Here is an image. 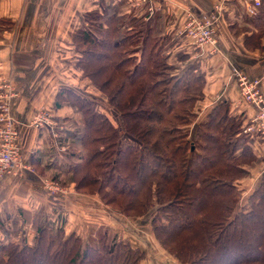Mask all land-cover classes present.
Segmentation results:
<instances>
[{
	"label": "trees",
	"instance_id": "16d2710c",
	"mask_svg": "<svg viewBox=\"0 0 264 264\" xmlns=\"http://www.w3.org/2000/svg\"><path fill=\"white\" fill-rule=\"evenodd\" d=\"M149 10L131 0L103 1L85 12L89 25L70 39L71 65L106 97L118 121L83 92L59 88L56 106L80 115L64 116L78 122L69 132L67 175L77 191L97 195L126 219L148 217L151 240L174 264H264V175L240 205L264 149L242 134L248 114L229 101L198 117L207 77L190 61L196 49L165 32L160 15L148 21ZM238 17L227 20L229 30L248 50L264 53V0L255 16L244 8ZM11 27L0 18V30ZM110 236L105 226L85 239L41 225L32 239L0 242V264L147 259L140 244Z\"/></svg>",
	"mask_w": 264,
	"mask_h": 264
},
{
	"label": "crops",
	"instance_id": "0c3cea01",
	"mask_svg": "<svg viewBox=\"0 0 264 264\" xmlns=\"http://www.w3.org/2000/svg\"><path fill=\"white\" fill-rule=\"evenodd\" d=\"M103 1L109 0H77L66 7V0H0V18L12 23L10 29L0 30V76L10 79L19 93L13 110L20 129L23 158L31 166L20 175L6 176L0 183V242L32 239L37 228L45 224L51 229L75 231L88 239L99 227H117L115 221L130 222L114 218L93 195L77 191L52 194L44 185V179L55 174L64 182L67 164L72 161L66 154L74 142L69 135L72 128L64 116L73 113V118H79V114L67 105L59 109L55 103L59 88L80 77L69 60L70 39L83 26V11L101 8ZM131 1L140 10L153 6L155 11H149L148 21L160 15L165 32L179 35L188 11L204 15L222 5L217 31L219 51L211 53L208 46L195 47L190 60L199 61L207 77L206 94L197 105L202 111L198 115L203 117L221 101H229L233 109L246 111L248 116L252 114L231 77L234 63L249 75L264 74V54L246 49L228 27L229 18L240 19L243 0ZM183 38L184 46L191 50L194 45ZM45 109L53 115L54 127L33 124L34 115ZM133 232L129 235L124 230L122 236L136 242L135 237L140 238L141 234L139 229ZM140 245L153 260L150 264H173L157 246Z\"/></svg>",
	"mask_w": 264,
	"mask_h": 264
},
{
	"label": "built area",
	"instance_id": "2783aa9c",
	"mask_svg": "<svg viewBox=\"0 0 264 264\" xmlns=\"http://www.w3.org/2000/svg\"><path fill=\"white\" fill-rule=\"evenodd\" d=\"M66 7L77 0H66ZM244 8L251 16H255L261 0H243ZM151 13L154 7L148 6ZM222 5L213 11L200 16L193 11L186 14L185 24L180 31L192 45L209 47L211 53L219 51L216 36V23L221 17ZM232 79L239 87L241 99L251 107L252 114L248 116L249 123L244 128L245 134L253 132L264 140V81L262 77H249L244 71L232 67ZM19 93L10 79L0 76V183L8 175H20L31 166L25 162L22 154L21 134L18 121L15 117L13 105ZM32 122L36 126L54 127L53 115L45 110L38 111ZM58 183L46 178L44 185L48 191L62 190Z\"/></svg>",
	"mask_w": 264,
	"mask_h": 264
},
{
	"label": "rangeland",
	"instance_id": "374dc122",
	"mask_svg": "<svg viewBox=\"0 0 264 264\" xmlns=\"http://www.w3.org/2000/svg\"><path fill=\"white\" fill-rule=\"evenodd\" d=\"M219 5H217V7H218ZM217 7H215L214 9H216ZM90 8V7H89ZM213 9V10H214ZM213 10H211V11H213ZM86 11H88V10H86ZM86 11H83V16H82V21L84 22H82L83 24V26H88L89 25V23L86 21V19L84 18V14H85V12ZM210 12V11H209ZM209 12H207V13H209ZM207 13H205V14H207ZM204 14V15H205ZM200 16H203V15H200ZM219 20H220V18H219ZM218 31V23H216V36H217V32ZM232 33V32H231ZM234 34V33H233ZM235 36V35H234ZM236 38H237V36H235ZM218 38V37H217ZM238 39H240L239 37H238ZM218 43H219V39H218ZM192 47H196V48H199L198 46H196V45H194V46H192ZM245 47V46H244ZM246 48V47H245ZM247 49V48H246ZM261 54H264L263 52H261ZM232 67H237V68H239L240 70H242V71H244L243 69H241L237 64H232L231 65ZM232 67H231V77H232ZM75 70L77 71V73H79L80 74V71L79 70H77L76 68H75ZM245 72V71H244ZM245 74L246 75H248L249 77L251 76V77H262L263 78V81H264V74H262V75H260V76H253V75H249L248 73H246L245 72ZM73 81H75L74 83H72V84H65L66 86H69V87H72V88H75L76 90H78V91H81V92H83V94L84 95H87L88 97H90L91 99H93V100H95V101H97V103H98V105H100L101 106V108H103L106 112H108L109 114H110V116L113 118V120H115V122H117L118 121V116H117V114L115 113V111H114V109L113 108H111L110 107V105L108 104V101H107V99H106V97L105 96H103V94L100 92V90L99 89H97L94 85H92L88 80H85V79H82L81 78V76L80 77H77L75 80H73ZM82 86V88H81V86ZM17 99V98H16ZM243 101V100H242ZM196 110H197V112H202L200 109L198 110L197 108H196ZM80 116V115H79ZM198 117H199V115H198ZM71 119H73L72 117H71ZM76 119H79V118H76ZM76 119H74V121H72V123H71V121H70V119H68L70 122H68V123H70V125H71V128H72V132L73 131H76V130H78V128H77V124H78V122H77V120ZM249 121V119H248V117L244 120V122H243V128H242V134L243 135H247V136H249V138L252 140V141H255V143L258 145H260V146H262V148L264 149V140H262V139H260L259 137H258V135H256L255 133H253V132H249V133H247V134H245V132H244V128L248 125V122ZM261 140V141H260ZM124 141H126V142H129V143H135L136 141L133 139V138H130L129 136H125L124 137ZM74 143V142H73ZM72 143V144H73ZM75 145L76 144H74V147H75ZM71 147H72V145H71ZM262 154V153H261ZM256 171H254V173H253V175H252V177H249L248 178V180H247V183L245 184L246 185V188H245V190L243 191V193H242V195H241V200H240V205H242L243 204V202H244V200L246 199V197L248 196V194H249V191L254 187V185H255V183L257 182V180L262 176V175H264V160H263V163H262V165L259 167V168H257V169H255ZM49 179H51V180H53V182H56V183H58L57 185L62 189V190H60V192L59 191H55V192H52L51 191V193L52 194H57V193H60V194H68V193H71V192H76L77 190L75 189V186H74V182L73 181H71L70 180V175H67V178H66V180L63 182V180L61 181V180H54V179H52V177H48ZM50 192V191H49ZM77 192H79V191H77ZM79 193H81V192H79ZM81 194H85V193H81ZM85 195H87V194H85ZM95 197H97V199H98V203H99V205H101L104 209H107L106 211H108L109 213H111V215H113V217L114 218H117L118 219V217L119 218H123V219H125L126 220V218H125V216H123V215H121L120 213H118V212H116L114 209H112L109 205H106L105 203H103V202H100V200H99V198H98V196L97 195H94ZM148 217H144V218H142V219H131V220H128L127 219V221H130L128 224L127 223H120V224H118L117 223V221H115V223L117 224V227H112V228H110V233H111V236L110 237H114V235H117L118 237H120V238H122L123 236V231L124 230H127V233L129 234V235H133L134 234V232L133 231H137V229H139V231H140V234H141V236H140V238H138V237H135V239H137L136 240V243H138V244H143V243H145V244H147V246L149 247V248H152V247H154V248H156V245L152 242V240H151V232H150V226H149V222H148ZM137 227V228H136ZM60 228V227H59ZM109 228V227H108ZM54 230L56 229V228H53ZM65 230V232H67V233H69V232H71V231H68V230H66V229H64ZM73 232V231H72ZM80 236V235H79ZM82 237V236H81ZM166 256V257H165ZM164 257L166 258V260H168V262L170 261V262H172L173 263V261L168 257V255L167 254H164ZM153 262V260L152 259H150L149 257L147 258V259H145L143 262H142V264H150V263H152ZM154 263V262H153ZM174 264V263H173ZM176 264V263H175Z\"/></svg>",
	"mask_w": 264,
	"mask_h": 264
}]
</instances>
